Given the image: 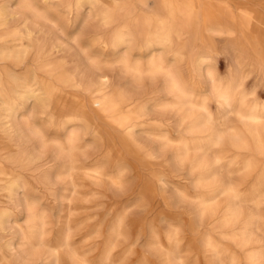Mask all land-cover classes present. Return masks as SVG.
<instances>
[{
    "label": "rangeland",
    "instance_id": "1",
    "mask_svg": "<svg viewBox=\"0 0 264 264\" xmlns=\"http://www.w3.org/2000/svg\"><path fill=\"white\" fill-rule=\"evenodd\" d=\"M209 3L219 14L227 13L221 6L228 5L229 11H232L235 17V22L230 26L232 34L221 30L222 26L217 23L216 18H213L214 14L205 13L199 9L197 12L201 19L195 21L198 33L194 34L185 30L181 36L184 43L183 55L172 60L171 53L164 54V59L168 63L167 71L178 81L189 84V88L195 91L194 95L197 94L196 91H205L201 92L202 96L207 95L204 108H196L195 113L207 116L206 119L209 118L207 126L214 125L215 129L225 134L238 133L248 147H234L229 142H224L219 146H210L208 152L206 151L207 156L203 155L204 151L198 149L190 148L185 151L177 140L190 142L192 139L201 137V130L205 127L203 122L205 117L200 116L199 124L196 123L198 126L191 128L188 127L187 122H181V114L176 112V107L162 108L160 105H152L153 103H149L152 106L147 103L149 106L144 115L139 110L130 115V122L139 123L140 126L136 128L138 133L136 132L135 139L128 140L124 144L117 133L107 126L104 119L93 123L85 122L81 118L82 120L78 121L79 128L76 130L73 126L75 122L66 123L63 128H58L61 118L54 117L50 121L49 115L41 113L38 108L33 109L35 113L32 112L28 117L31 108L35 105L33 100H29L17 113L19 124L24 127L23 133H15L12 138L10 136L8 138L0 131V150L1 153L5 152L3 156H6L8 151L16 153L22 150L31 151V155L36 157L35 165L49 173L50 180L44 198L49 212V221H51L48 229L52 233L51 230L57 219L63 216L61 240L66 243L62 250L65 256L64 264H83L81 262L84 260L89 264H248L246 252L237 245L238 242L219 236L221 227L217 217L223 213V207L228 202V198L219 192L211 196L207 192L216 189L210 182L215 180L221 182V177L222 180H226H223L224 182L230 180L239 184L245 200L243 199L240 205L235 203L237 207L241 206L245 214L249 212L260 214L261 221L257 224L260 231H257L256 226H252L253 237L261 240V244L256 242L255 245L264 244V202H261L258 207L253 202L260 197L259 190L264 188V177L260 174L261 167L264 165V153L255 150L253 135L255 124L252 122V137L249 131H245L247 130L244 127L245 122L240 121L239 117L231 112L232 105H227L221 96H215L211 94V90H208L212 82L208 76L206 77L207 69L199 70V72L194 65L201 42L206 39V43L213 48V51L206 54L209 59V72L220 93L229 95L227 85L230 79L233 86L240 84L241 90L238 91L241 93L236 94V102H242L240 108L248 109L255 104L262 105L264 103V26L258 25V20L264 19V0H209ZM247 7L252 8V31L244 29L242 14H240ZM11 11L15 15L13 19L8 17V26L12 27L14 24V28L23 29L24 24L29 23L28 27L32 30L31 35H24L22 40L24 44L22 49L28 50V59L26 66H16L9 62L1 63L8 66L6 69H4L5 66H0V76L9 82L8 69H11L12 74L22 78L28 77L27 84L31 88H40L41 74L31 64L35 49H32L30 45L38 44L39 47L48 48L51 44H57L58 59H64L66 70L76 69L75 75L82 84L81 87L63 84L61 86L62 102L69 108L75 109L79 97L87 101L90 97L88 91L90 65L83 52L89 53L93 49L89 37L96 23L88 7L81 9L80 16L75 22L72 19L73 15L65 13L61 6L41 7L39 13L45 14L46 18L36 17L15 5ZM26 18H28L27 23L24 22ZM11 19L12 22H10ZM66 19H72V21L67 23ZM201 23H206L205 26L211 29L206 32L201 31L199 28ZM60 29L63 32H60ZM74 35L78 37V44L83 51L71 40ZM104 74L109 89H126L140 100L149 98L158 101L160 98V104L169 98L164 88L162 74H156L153 79L149 73L142 71L138 80H134L129 73L120 72L116 68ZM33 75L34 79H32ZM192 83L196 86L192 87ZM38 93H42V90ZM233 100L229 97L230 102H234ZM197 103L201 104V101ZM256 126L259 128L258 124ZM95 130L100 131L103 139L106 140L104 147L100 146L99 140L95 146L92 145L93 147L84 146V141L89 143ZM164 130H167V136L172 140L166 145L161 138L153 137L154 134H161ZM70 131L82 135L80 149H67L64 146L66 135ZM26 133L28 135H25ZM2 140L5 143H2ZM8 140L11 142L9 143ZM114 141L115 147L112 146ZM214 156H220L223 159L221 162L222 166H225L223 169L215 170L219 164L213 162ZM204 157L208 159L203 160ZM234 157L240 163L252 160L255 165L249 175L244 176L241 170L236 169V165L231 166L232 163H228ZM203 162H207L208 168L201 167L200 163ZM93 165H98L97 167L105 176L100 178L95 173H90L88 177L79 178L76 194L71 180L78 178L81 172L78 167ZM213 171H218L217 176L215 175L216 179L208 178L207 180L206 178L205 181L202 179V182L198 179L201 172L202 175H211ZM108 174L117 176L118 180L112 182ZM251 183H255L253 188L257 190L252 189ZM180 194L184 196L181 197ZM76 196L80 197V200L72 209L74 211L69 210ZM201 197H213L209 204L221 202L220 212L218 211V216L214 219L206 212L200 220ZM241 221L234 223L235 226L227 227L226 231L228 233L238 231L241 228ZM51 233L48 235L51 236ZM207 235L222 244L219 256L205 249L204 241ZM74 251V257L77 256L74 258L76 262L69 260ZM54 261V256L47 249L45 264H54ZM28 262L38 264L36 258L28 259ZM258 264H264V258Z\"/></svg>",
    "mask_w": 264,
    "mask_h": 264
},
{
    "label": "bare ground",
    "instance_id": "2",
    "mask_svg": "<svg viewBox=\"0 0 264 264\" xmlns=\"http://www.w3.org/2000/svg\"><path fill=\"white\" fill-rule=\"evenodd\" d=\"M14 5L19 9L31 12L36 17L42 18H46V15L39 13L41 7L61 6L65 13L67 12L73 15L72 19L74 22L79 18L81 9L87 6L88 11L92 13L96 23L93 26V33L89 37L93 49L89 53L83 52L90 65V75L88 76V91L90 92V97L87 101L79 97L75 109L69 108L62 102L61 86L63 84H71L75 87H81L82 84L75 75L76 69L66 70L64 68L66 63L63 61L64 59L62 57V59H58L56 53V49L58 48L57 44H51L48 48L39 47L38 44L30 45L32 49H35L31 64L41 74L39 77L41 82L40 88H31L27 84L29 82V79L28 81L26 80L28 77L25 76L23 79L16 74H12L11 69H8L9 72L7 71L10 76H8L9 82L0 76V131L6 134L5 137L8 138L9 136L12 138L15 133L21 134L24 132V127L19 124L17 113L29 100H33L35 105L34 108H31L28 117L31 116L32 112L35 113L33 109L36 110L38 108L41 113L49 115L50 121L54 117H60L58 128H63L66 123L75 122L73 126L76 130L79 128V120L83 119L85 122L92 121L96 123L97 120L104 119L107 122V126L117 133L122 144L128 140H134L137 132L136 128L140 126L139 123L130 122V115L138 110L144 115L148 110V106L151 105L149 103H153L152 105L154 106L160 105L162 108L176 107V112L181 114V122H187L188 127L191 128L198 126L196 123L199 122V117L204 115L200 113L196 114L195 109L204 108V103H206L205 97L207 95H201L205 91H201L202 93L196 91L197 94L194 95L193 92L195 91L193 88H189V84L180 82L171 75L167 71L168 63L164 59V54L171 53L172 60H175L183 53L184 43L181 40V36H183L182 34L185 30H189L194 34L198 33V26H196L195 21L199 18L201 19L197 12L199 9L205 13L214 14L213 18L217 19V23L222 26L221 30L225 31V33L232 34L230 26L235 22V17L232 15V11H229L227 4H222L221 7L228 14L226 12L219 14L216 10L214 11L209 0H0V66H5L4 69L7 68L8 64L3 65L1 63L9 62L16 66H26L25 63L28 59V50L22 49L24 46L22 40L24 39V35L30 36L32 33V30L28 27L30 26L29 23L24 24V28L21 26L23 29H16L14 28L15 26L13 27L14 24L12 27L7 24L8 17L14 18L15 13L11 11ZM240 14H242L244 29L252 31V8L247 7ZM12 19L10 22H12ZM72 19H66L68 21L67 23L71 22ZM27 21L28 18L24 22L27 23ZM258 21V25L264 26V19ZM205 25L206 23H201L199 26L203 32L211 29ZM60 32L63 31L60 29ZM71 40L79 49L81 48L76 35ZM81 49L83 51V48ZM211 51H213L212 46L206 43V39L203 40L196 54L195 68L198 71L207 69L206 77L208 76L212 82L208 90H211V94L215 96H221L227 105H232L231 112L237 115L240 121L245 122L244 127L247 130H244L249 131L250 136H252V122H254L253 124L255 126L253 131L255 133L253 135L255 138V150L259 153H264V103L262 105L255 104L248 109L240 108L239 106L242 102H236V94L241 93L238 91L239 89L241 90L240 84L233 86L230 79L227 85L229 95H222L209 72V59L206 57V54ZM194 65L191 67L192 69ZM115 68L120 72L129 73L134 80H138L141 77L142 71L149 73L151 77L153 76V79L156 74H162L164 77V88L169 98L160 104V98L158 101L157 99L149 98L140 100L130 94L126 89H109L104 72L112 71ZM34 77L33 75L32 79ZM19 80L26 81L19 82ZM35 84L37 83L35 82ZM191 85L192 87L196 86H193V83ZM39 90H42V93H38ZM229 97L233 98L234 102H230ZM197 101H201V104H198ZM206 117L205 119L203 118L204 120L202 119L205 127L201 130V137L192 139L190 142L177 140V143H180L185 151H188L190 148L193 150L198 149L199 151H204V154H202L207 156L206 153L210 146H219L224 142H229L234 147H248L246 141L244 142V139L238 133L228 132L229 134H225L221 130L215 129L213 127L214 125L207 126L209 118L206 119ZM256 124L259 125V128H257ZM75 131H70L66 135L64 146L67 149L81 148L80 141L83 139L81 138L82 135H78ZM167 134V130H164L161 134L152 135L153 137L161 138L163 144L165 143L166 145V143L172 142ZM25 135H28V133ZM117 135L115 134V137ZM103 138L100 131L95 130L90 142L84 141V146H95L97 140H99L101 142L100 146L104 147V141L106 140ZM2 143L5 142L2 140ZM43 143L45 144V142ZM112 146H116L115 141L112 143ZM32 151L34 152V150ZM30 152L27 150H22V152L20 151L18 153L8 151V154L3 156L5 152L1 153L0 150V264H30L28 259L31 258H36L38 264H45V253L47 249H49L55 258L54 264H64L65 256L62 250L66 246V243H63L61 240L62 225L64 223L63 216L57 219L54 228H52L53 230L50 229L52 233L49 232L48 225L51 221H49V212L44 198L50 177L47 170L35 165L36 157H33ZM33 152L32 154H35ZM204 159L207 160L208 158L204 157ZM213 159V162L219 164L215 170H220V168L223 169L225 167L221 164L223 159L220 156H214ZM238 161L234 157L228 163H232L231 166L236 165L237 168H234L241 170L244 176L249 175L255 165L252 160H246L242 163ZM207 162L200 163L201 167H206ZM192 165L190 166L193 169ZM97 166L78 167L81 171L78 178L71 180L76 194L78 192L79 178L88 177L91 175L90 173H95L100 178L105 176ZM195 167L194 169H196ZM202 172L200 176L198 174L200 181L202 179L205 181L206 178L207 180L210 178L213 179L218 173V171H213L214 173L211 175H202ZM260 174L261 177H264V165L261 167ZM107 176L112 182L118 180V177L115 175L108 174ZM223 180L221 177V182L217 180L214 182L208 181L216 189L210 192L206 191L210 196L219 192L228 198V202L226 203L225 200L226 204L223 203V205L225 204L223 213L217 217L221 227L219 236L221 238H230V240L236 243L238 242L237 245L245 250V256L249 260V263L258 264L264 258V244L255 245L256 242L261 244V240L254 239L252 226H256L257 231H260L259 225L257 224L261 221V216H259L260 214L258 212L245 214L241 206L237 207L235 203H239L240 205V202L244 199L239 184L233 183L230 180L227 182ZM254 185L255 183L250 184L252 189H255L253 188ZM258 193L260 197L253 201L256 207L261 202H264V188L259 190ZM180 195L181 197L184 196V194ZM212 198L201 199L200 220L206 212L213 219L218 216L221 202L220 204L218 202L209 204ZM79 200L80 197L76 196L69 206V210H72ZM239 220H242V224H240L241 228L238 231L228 233L226 231L227 227H230ZM49 233H51V236L48 235ZM204 244L207 251L212 252L215 256H219L222 245L220 241L213 240L208 236ZM74 255L75 251L69 257V260L76 262L77 260L74 258L77 256L74 257ZM108 258L107 255L106 259L108 260ZM231 259L233 260L232 257ZM81 263L89 264L86 260Z\"/></svg>",
    "mask_w": 264,
    "mask_h": 264
}]
</instances>
